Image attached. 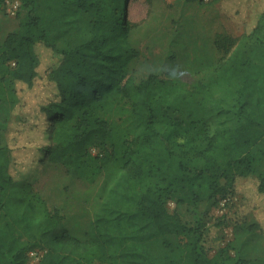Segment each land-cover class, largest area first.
Returning <instances> with one entry per match:
<instances>
[{
  "label": "trees",
  "instance_id": "obj_1",
  "mask_svg": "<svg viewBox=\"0 0 264 264\" xmlns=\"http://www.w3.org/2000/svg\"><path fill=\"white\" fill-rule=\"evenodd\" d=\"M128 1L21 0L0 42V264H32L34 251L37 264H264L257 221L235 220L211 257L228 223L192 226L169 209L231 199L249 178L264 196V11L241 38L216 40L223 55L189 87L131 75ZM42 49L56 58L46 70ZM46 164L95 190L84 238L35 188Z\"/></svg>",
  "mask_w": 264,
  "mask_h": 264
},
{
  "label": "rangeland",
  "instance_id": "obj_2",
  "mask_svg": "<svg viewBox=\"0 0 264 264\" xmlns=\"http://www.w3.org/2000/svg\"><path fill=\"white\" fill-rule=\"evenodd\" d=\"M263 11L264 0H129L127 16L133 27L131 39L141 53L131 65V75L138 83L152 74L163 79L176 77L191 87L206 78L223 55L216 46V40L219 37L241 38L254 28ZM26 13L21 0H7L0 7V42L19 29L21 17ZM41 58L42 70L56 61L54 55L45 49H42ZM40 83L38 94H49L51 87L43 80ZM0 137L2 141L1 133ZM39 173L35 188L47 175L52 180V205L48 202L52 209L54 205L64 203V211L72 213L77 209L71 208L69 203H80L78 208L84 217L83 224L77 221V230H82L89 219L85 211L97 203L93 187L69 178L65 169L53 164L43 165ZM169 209L178 212L184 222L192 226L200 222L214 223L221 218L228 223L222 230L224 241L209 240L206 243L205 252L211 257L219 247H225L234 240L235 220L257 221L264 231V196L257 192L255 178L241 180L231 199L220 197L216 204L195 207L170 202ZM213 235L215 238L218 235L216 228ZM178 239L172 236V241ZM261 248L260 259L264 258V241ZM42 253L38 251L35 257H31V263L37 264Z\"/></svg>",
  "mask_w": 264,
  "mask_h": 264
},
{
  "label": "crops",
  "instance_id": "obj_3",
  "mask_svg": "<svg viewBox=\"0 0 264 264\" xmlns=\"http://www.w3.org/2000/svg\"><path fill=\"white\" fill-rule=\"evenodd\" d=\"M49 175L45 176L44 179L41 181V185H38L36 189L45 197V199L49 202L50 205L52 201V187H50V183L52 182L51 178L48 177ZM72 182V181H71ZM64 203L62 205H54V208L61 209V215L64 217V222L66 223L69 231L76 237L78 238H84L91 221L94 218L95 212L97 210V205L94 206L91 210L89 209L88 211H85V215H88V221L86 223V226L82 230H77L79 229V225L77 224V221L79 223H82L83 220V213L80 211L78 208V204L80 203H69L71 208H76L77 210L72 211V213L64 211ZM83 207L82 209H84ZM84 211V210H82ZM83 224V223H82Z\"/></svg>",
  "mask_w": 264,
  "mask_h": 264
},
{
  "label": "built area",
  "instance_id": "obj_4",
  "mask_svg": "<svg viewBox=\"0 0 264 264\" xmlns=\"http://www.w3.org/2000/svg\"><path fill=\"white\" fill-rule=\"evenodd\" d=\"M37 253H38V251H34V252H31V257H35L36 255H37ZM41 257V256H40ZM40 257H39V259L37 260V263H38V261L40 260Z\"/></svg>",
  "mask_w": 264,
  "mask_h": 264
}]
</instances>
